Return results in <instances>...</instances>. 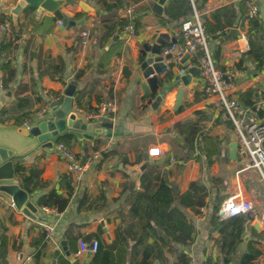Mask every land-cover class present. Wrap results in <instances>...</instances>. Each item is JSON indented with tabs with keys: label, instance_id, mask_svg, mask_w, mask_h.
Here are the masks:
<instances>
[{
	"label": "crops",
	"instance_id": "obj_1",
	"mask_svg": "<svg viewBox=\"0 0 264 264\" xmlns=\"http://www.w3.org/2000/svg\"><path fill=\"white\" fill-rule=\"evenodd\" d=\"M86 1L95 11H82L78 0L61 8L69 18L85 19L81 25L66 27L58 25L55 16L40 12L33 6L24 8L15 20L12 8L18 0H0V22L12 21V36L16 33L22 39L13 60H8L6 52L0 51L2 100L9 94V98L3 100V109L9 108L12 117L22 119L21 126L32 118L31 123H35L42 118L33 117L34 112L46 104H50L52 110V97L61 92L65 94L67 85L74 83L73 111L78 113L77 119L94 123L95 127L103 130L100 133L93 131V139H80L68 134L55 142L67 143L86 164L79 179L69 173L67 161L54 147H38L22 157L14 158V161L21 160L25 168L41 169V179L45 185H38L32 192L25 188L39 208L37 220L18 210L12 198L0 192L3 260L6 264H62V261L67 264H93L95 254L75 255L80 239L90 241L97 238L102 243L111 244L116 238V228L122 221L119 208L134 190L142 189L143 172L149 164L157 162L163 165L172 182L177 195L175 205L184 211L195 228L189 245H177L188 255L189 262L193 258L195 264H240L251 242L261 251L254 263L264 264V180L257 170L245 168L247 159L240 150L237 158L231 159L228 141L234 133L233 123L227 113L217 107L214 97H209L204 91L205 83L200 82V90L195 91L178 81L179 59L174 56L176 66L161 82L163 101L160 104L162 111L158 112L150 105L143 106L146 102L141 98L143 89L139 84H134V74L126 77L129 68L135 67L138 49L146 39L156 36L157 30L176 35L179 42L182 41V27L177 25L182 24L185 14L172 9L173 0H124L125 4L118 3V0H106L107 3L117 4L110 10L99 0ZM256 1L260 6V15L248 21L247 0H199L202 7L198 10L204 24L206 21L220 24L214 32H208L211 53L218 67L230 68L235 72L236 86L232 94L243 105L264 98V72H257L255 64L247 57L251 49L250 37L255 34L253 25L256 21L264 23V0ZM130 7L133 11L129 14L127 9ZM168 10H172L176 16L172 23L163 25L162 20ZM181 10L184 12V9ZM53 17L56 22L52 26ZM187 19L189 21L191 15ZM129 22L137 31V37L132 41H127L120 31ZM234 28L238 30L237 35L226 39ZM84 29L91 31V41L86 46L81 44L80 37ZM239 30L247 33L249 49L239 39ZM11 37L6 36L4 40L9 41ZM202 55L203 51L199 49L195 55L196 61L188 66L199 65ZM6 61L11 62L14 77L9 86L4 87L6 74L2 67ZM57 65L64 68L61 77L52 76ZM193 80L199 81L198 72ZM104 103H111L114 109L99 117H85L88 112L100 111ZM51 110L45 117L52 114ZM236 112L242 115L241 110ZM259 115L264 120V110ZM252 118L254 116H247L246 120L251 121ZM7 123L14 122L11 120ZM177 123L185 127L198 123L195 141L204 145L208 139L211 142L210 156L206 152H195L189 160H180L185 129L183 132L176 131L174 126ZM214 140L219 143L212 144ZM153 147H159L164 153L151 156L150 149ZM112 149L115 151L106 156L105 152ZM171 157L176 162L171 163ZM210 159L213 160L212 164H209ZM64 174L72 178V189L67 187ZM195 180H201L209 192L207 205L198 213L183 206L178 198V195L188 191L190 183ZM53 187L69 198V204L63 211L39 203L40 196ZM239 187L254 207L250 212L239 215L245 220L242 241L235 243L228 237L224 242V234L216 228L218 221L213 222L214 206L220 203L217 216L224 223L221 226L229 224V219H221V205ZM155 191L156 188L151 193ZM44 207L55 208V211L44 210ZM257 218L262 229L247 231L246 223L254 222ZM46 225L53 227L52 235L47 234ZM225 229L227 233L234 234L233 226ZM153 241L155 239L150 238L149 242ZM164 256L167 264H174V255L168 249H164ZM153 264L162 263L155 259Z\"/></svg>",
	"mask_w": 264,
	"mask_h": 264
},
{
	"label": "trees",
	"instance_id": "obj_2",
	"mask_svg": "<svg viewBox=\"0 0 264 264\" xmlns=\"http://www.w3.org/2000/svg\"><path fill=\"white\" fill-rule=\"evenodd\" d=\"M99 1L109 10L117 6V4L107 3L106 0ZM118 1V3H124V0ZM195 3L197 8L202 7L199 0H196ZM171 7L179 11V13L185 14V19L182 21V24L177 25L183 27L184 23L188 21V16L193 13L190 0H173ZM181 9H184V12H182ZM175 16L172 10H168L166 16L163 17L162 24L166 25L167 23H172ZM51 21L53 26L56 22V18H51ZM205 25L207 32H214L216 28L218 29V26H220V24L214 25L210 21H206ZM253 28L255 34L250 37L251 49L248 51L247 57L255 64V70L261 73L264 72V23L256 21ZM16 35L19 37L18 34ZM13 41L14 40L11 39L1 42L0 51H9ZM2 68L6 74V77L4 76L3 78V86L7 87L14 77V69L10 61L4 62ZM63 70L64 68L62 66L57 65L53 70L54 72L52 71V76L54 77L57 75L61 77ZM1 112L2 122L7 123L13 120V122L18 125L22 124V119L17 117L14 118L9 114V108H4ZM197 113L204 114L202 111H197ZM33 119L34 118H32L31 121H33ZM186 126L187 127L182 123H177L174 126L176 131L183 132V128L185 129L180 160H189L194 157L195 152H206L208 156H210L212 152L210 148L211 142L206 139L204 145H200L199 142L196 143L195 141V134L199 130L198 123L187 124ZM214 143L217 144L219 142L218 140H214L212 144ZM114 151L113 149L109 150L105 152V155L107 156ZM219 154L220 153H218V156ZM14 163L15 171L22 187L32 192L38 185H45L41 179V169L37 167L25 168L21 160L18 159H16ZM212 163L213 160L210 159L209 164ZM63 179L68 182L67 187L72 189V178L70 175L64 174ZM141 184L142 189L134 190L131 196L126 199L119 208L118 214L122 221L116 228V238L109 245L102 243V241L100 242V248L93 258V264H153V260L155 259L159 260L162 264H167L168 260L164 256V249H168V251L174 255V264L189 263L188 255L177 245H189L193 239L195 228L184 211L175 205V197L177 195L173 191L172 182L167 172L164 170L163 165L157 162L149 164L142 174ZM154 188H156V191L151 193V190ZM208 193L206 185L202 183L201 180H195L190 183L188 191L178 195V198L183 206L189 207L198 213L202 207L207 205L206 198ZM39 203L42 206L56 207L59 211H63L69 204V198L65 197L53 187L47 193L40 196ZM219 208L220 203L214 206L213 222L215 223L218 221L216 228L224 234L222 235L224 242H226V238L228 237H231L232 242L235 243L242 241L245 220L240 216L233 217L229 219V224L222 227L221 225L224 223L219 221L217 216ZM227 226H233L234 234L227 233L225 229ZM0 238L2 239L0 245L2 249L0 257H2V259L0 258V264H6L3 260L4 239L3 236ZM150 238L155 239V241L150 243ZM231 251L232 249L230 248L229 252ZM260 254V249L250 242L248 250L241 257L240 264H255L254 261ZM62 264L67 263L62 261Z\"/></svg>",
	"mask_w": 264,
	"mask_h": 264
},
{
	"label": "water",
	"instance_id": "obj_3",
	"mask_svg": "<svg viewBox=\"0 0 264 264\" xmlns=\"http://www.w3.org/2000/svg\"><path fill=\"white\" fill-rule=\"evenodd\" d=\"M72 1L76 0H18L12 8L14 19L27 6L37 7L40 12H47L62 20L66 27L81 25L85 19L75 20L65 16L61 8ZM82 11L88 13L95 11V8L86 0H78ZM237 29H232L226 39L236 36ZM156 36L152 35L146 39L143 45L138 49L135 56V67L129 68L126 77L134 74V84H139L143 89L141 98L146 100L144 107L150 105L158 112L162 111L161 103L163 94L161 93V82L165 79L166 74L176 66L174 56L178 49L173 52L163 54V48L173 43H178L179 37L171 35L168 32L156 31ZM196 61L195 56L185 53L179 59L178 68L187 67L190 63ZM128 67V66H127ZM198 72V66L192 65L184 75H177L176 79L184 85L190 86L195 91H199L200 81L193 80V76ZM76 85L70 83L67 85L63 99L60 102L52 104L51 115L33 122L30 126H21L16 123H4L1 121V110L4 102L0 93V192L9 195L15 207L21 210L31 219H38V206L30 199L28 190L23 188L16 178L14 158L22 157L38 147L53 148L55 142L62 136L71 134L78 138L93 139V131L102 132V129L95 127L94 123H87L77 119V113L73 111L74 94ZM205 91V89H204ZM212 115V112L205 109ZM237 135L232 134L228 143L230 145V157L235 160L239 154ZM246 156V153L243 152ZM252 228L261 230L262 226L259 218L254 222L246 223L247 231ZM65 244V242H63ZM65 249L67 247L65 246ZM69 254V251H67Z\"/></svg>",
	"mask_w": 264,
	"mask_h": 264
},
{
	"label": "built area",
	"instance_id": "obj_4",
	"mask_svg": "<svg viewBox=\"0 0 264 264\" xmlns=\"http://www.w3.org/2000/svg\"><path fill=\"white\" fill-rule=\"evenodd\" d=\"M193 13L191 19L184 23L182 27V41L173 43L163 48V54L173 52L178 49L175 55L176 59H180L183 54L189 53L192 56L197 54L199 49H202L203 55L200 58L198 66L199 81L205 83V91L209 97H214L215 104L220 109L224 110L233 123V131L237 135L238 149L246 153L247 163L246 169L257 170L264 180V120L260 118V111L264 110V98L258 99L250 105H243L238 97L232 94L235 83V72L230 68H220L216 65L211 53L209 43V33L206 30L204 20L198 10L195 0H190ZM247 20L253 21L260 15V6L256 0H247ZM133 8L127 9V13H131ZM58 25H63L62 20L57 21ZM12 21L5 20L0 23V44L4 38L12 36ZM127 41H132L137 37L135 26L129 22L120 30ZM81 44L86 46L91 41L90 29H84L80 32ZM239 39L245 42V48L249 49V40L247 33L244 30H239ZM22 39H15L9 51L6 52L8 60H13L15 51L21 46ZM186 68L179 69L177 75L187 73ZM64 97V92L58 93L52 97L53 102H60ZM114 106L111 103H104L100 111H91L86 114L87 118L99 117L105 112L111 111ZM241 110L242 115L237 114L236 110ZM51 110V105L46 104L42 108L34 112L33 117H45ZM77 113V112H76ZM254 116L251 121H247V116ZM78 117V113H77ZM80 120V119H79ZM31 119L24 122L22 126H30ZM55 151L67 161L69 173L79 179L86 168V164L78 157L74 149L67 143L60 141L54 146ZM164 152L159 147L150 149L151 156H159ZM170 162H176L174 157L170 158ZM254 207L251 200L244 197L242 189L239 187L236 192L230 195L221 205V219H230L245 213L250 212ZM44 210L55 211V208L44 207ZM48 235L53 234V227L46 225ZM100 248V240L97 238L86 241L80 239L76 256H82L86 253L95 254ZM59 264V263H57ZM189 264H195L193 258Z\"/></svg>",
	"mask_w": 264,
	"mask_h": 264
},
{
	"label": "rangeland",
	"instance_id": "obj_5",
	"mask_svg": "<svg viewBox=\"0 0 264 264\" xmlns=\"http://www.w3.org/2000/svg\"><path fill=\"white\" fill-rule=\"evenodd\" d=\"M19 35V34H18ZM21 38V36L19 35V37H17L16 33L13 34V36L11 37V39L15 40ZM9 98V94H7L6 96L3 97V100H7Z\"/></svg>",
	"mask_w": 264,
	"mask_h": 264
}]
</instances>
